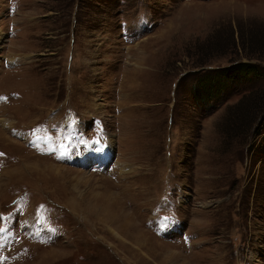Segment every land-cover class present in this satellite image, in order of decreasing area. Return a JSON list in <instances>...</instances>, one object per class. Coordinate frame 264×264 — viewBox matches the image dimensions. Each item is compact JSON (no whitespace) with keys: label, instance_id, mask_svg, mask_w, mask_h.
<instances>
[{"label":"rangeland","instance_id":"1","mask_svg":"<svg viewBox=\"0 0 264 264\" xmlns=\"http://www.w3.org/2000/svg\"><path fill=\"white\" fill-rule=\"evenodd\" d=\"M250 20L264 0H0V264H264V122L235 120L264 69L194 89Z\"/></svg>","mask_w":264,"mask_h":264},{"label":"trees","instance_id":"2","mask_svg":"<svg viewBox=\"0 0 264 264\" xmlns=\"http://www.w3.org/2000/svg\"><path fill=\"white\" fill-rule=\"evenodd\" d=\"M250 22L252 23L250 25L251 29L247 32L240 30L239 42L235 44V41V49H232L237 53L239 52L238 57L242 56L240 54L241 52L248 61L234 59L231 65L222 68L221 71L215 74L208 73L203 75L194 88L196 92L199 91L198 94L201 95L200 99L203 105H208L209 103L213 104L212 100L217 98L215 96L219 95L224 90L226 82H238L243 79L248 80L251 74L258 75V73L264 69L260 68V64L257 65L252 62L253 60L259 62L264 57V24L258 20H250ZM258 90L259 89H256L254 93H248V95L242 97L237 104L238 110L235 114L237 135L242 133L248 134L252 130V132H256L257 130L258 132L261 131L260 128L258 129V126L260 120L264 122V88L260 91ZM198 94L197 96H199ZM245 99H248V102H246ZM214 106L215 104H213V107ZM244 124H246L245 130L243 128Z\"/></svg>","mask_w":264,"mask_h":264},{"label":"bare ground","instance_id":"3","mask_svg":"<svg viewBox=\"0 0 264 264\" xmlns=\"http://www.w3.org/2000/svg\"><path fill=\"white\" fill-rule=\"evenodd\" d=\"M4 37V36H3ZM2 39H4V38H2V37H0V43L2 42ZM0 122H1V125L3 124L4 126H7V125H9V123H8V121H6L5 119H1L0 120ZM26 167H28V166H25V168ZM33 168L34 169H36V170H40V165L39 164H35L34 166H33ZM54 170H57L58 172H62V170H65V169H57V168H53ZM20 172H21V170H20ZM64 172H66V171H64ZM111 199L112 200H106V201H104V203H103V206H101V203H99V200H98V203H96V204H94V203H91L92 204V206L94 207V208H98L99 209V207L102 209V211H104L105 212V214L106 215H104V220H108V221H111V222H113V223H117L118 221H122V222H124V224H125V226L126 225H129V227H130V225H131V228L133 229L134 227H136L135 225H134V221L128 216V215H126L125 213H124V211H122V210H120L122 213H117L115 210H114V208H113V205L115 206V204H114V202L116 201V203L118 202L117 201V199H118V196H111ZM96 202V201H95ZM91 206V205H90ZM91 206V208L93 209V207ZM116 207V206H115ZM89 209H90V207H89ZM126 211V210H125ZM127 212V211H126ZM101 215V214H100ZM103 218V217H102ZM132 229H122L125 233H130L131 231H132ZM127 230H129V231H127ZM139 234H141V236H139V238L138 237H136V236H134L135 238H133L134 239V241L135 242H137V243H140V241L144 238V239H146V240H148L146 237H145V234H144V232L143 231H139ZM142 237V238H141ZM149 242V241H148ZM142 245H138L140 248L143 246V245H147V243H141ZM138 247V248H139ZM140 250V249H139Z\"/></svg>","mask_w":264,"mask_h":264},{"label":"snow or ice","instance_id":"4","mask_svg":"<svg viewBox=\"0 0 264 264\" xmlns=\"http://www.w3.org/2000/svg\"><path fill=\"white\" fill-rule=\"evenodd\" d=\"M0 99H3V98H0ZM36 131H39V129H37ZM33 134H35V132L33 133ZM55 149H53V151H54ZM0 231H2V230H0Z\"/></svg>","mask_w":264,"mask_h":264}]
</instances>
